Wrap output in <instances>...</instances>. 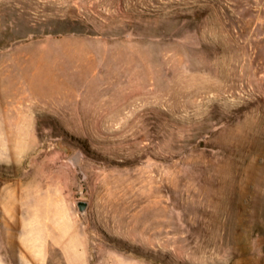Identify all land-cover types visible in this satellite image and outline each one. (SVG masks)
Wrapping results in <instances>:
<instances>
[{
  "label": "rangeland",
  "instance_id": "obj_1",
  "mask_svg": "<svg viewBox=\"0 0 264 264\" xmlns=\"http://www.w3.org/2000/svg\"><path fill=\"white\" fill-rule=\"evenodd\" d=\"M2 222L46 264H264V0H0Z\"/></svg>",
  "mask_w": 264,
  "mask_h": 264
},
{
  "label": "crops",
  "instance_id": "obj_2",
  "mask_svg": "<svg viewBox=\"0 0 264 264\" xmlns=\"http://www.w3.org/2000/svg\"><path fill=\"white\" fill-rule=\"evenodd\" d=\"M18 222L15 227L0 223V264H46L45 231L24 228ZM6 225H9L7 220Z\"/></svg>",
  "mask_w": 264,
  "mask_h": 264
},
{
  "label": "water",
  "instance_id": "obj_3",
  "mask_svg": "<svg viewBox=\"0 0 264 264\" xmlns=\"http://www.w3.org/2000/svg\"><path fill=\"white\" fill-rule=\"evenodd\" d=\"M80 210L82 213H84V206H80Z\"/></svg>",
  "mask_w": 264,
  "mask_h": 264
}]
</instances>
